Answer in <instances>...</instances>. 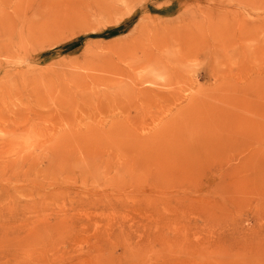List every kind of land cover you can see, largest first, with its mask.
<instances>
[{"label":"rangeland","instance_id":"obj_1","mask_svg":"<svg viewBox=\"0 0 264 264\" xmlns=\"http://www.w3.org/2000/svg\"><path fill=\"white\" fill-rule=\"evenodd\" d=\"M0 264H264V0H0Z\"/></svg>","mask_w":264,"mask_h":264}]
</instances>
